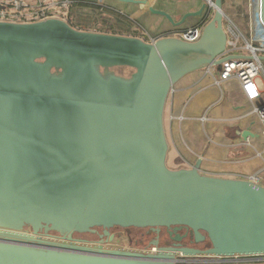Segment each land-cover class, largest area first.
I'll return each mask as SVG.
<instances>
[{"label": "water", "instance_id": "obj_1", "mask_svg": "<svg viewBox=\"0 0 264 264\" xmlns=\"http://www.w3.org/2000/svg\"><path fill=\"white\" fill-rule=\"evenodd\" d=\"M213 4L192 43L79 31L58 18L0 22V264L264 255L263 186L203 175L200 158L191 168L167 166L172 88L221 67L223 0ZM205 6L178 21L147 11L178 29ZM259 10L264 27V0ZM120 68L132 72L118 75ZM114 228L144 230L150 239L117 247Z\"/></svg>", "mask_w": 264, "mask_h": 264}, {"label": "crops", "instance_id": "obj_2", "mask_svg": "<svg viewBox=\"0 0 264 264\" xmlns=\"http://www.w3.org/2000/svg\"><path fill=\"white\" fill-rule=\"evenodd\" d=\"M70 13L76 11L86 17H94V4L105 3L130 16L131 24L119 28L121 35L132 36V25L138 26L152 37L162 33L191 27L198 20L191 19L184 26L171 28L167 21L147 11V2L154 10L170 14L176 21L187 12L196 11L203 0H74ZM83 11L86 13L84 14ZM101 15V14H100ZM72 17V16H71ZM84 19V18H83ZM76 22L77 17L73 16ZM91 20V19H90ZM88 18L86 23L90 22ZM109 29L115 30L111 27ZM138 36V37H140ZM137 38V37H136ZM149 42V40L144 39ZM165 107L166 138L169 143L167 166L169 169L191 168L200 158V173L226 179L249 180L258 176L264 187V142L259 120L250 113L238 83L229 80L218 88L204 71L194 72L182 78L173 87ZM171 115H182L181 122L169 120ZM248 132V139L241 137ZM259 154V155H258Z\"/></svg>", "mask_w": 264, "mask_h": 264}, {"label": "built area", "instance_id": "obj_3", "mask_svg": "<svg viewBox=\"0 0 264 264\" xmlns=\"http://www.w3.org/2000/svg\"><path fill=\"white\" fill-rule=\"evenodd\" d=\"M75 2L74 0H35V4H29L23 0H0V22L28 24L44 21L47 18H58L67 22L70 20L69 24L74 29L82 31L75 28V21L66 15ZM203 3L206 4L203 14L191 27L162 33L155 37L143 31L139 38L143 40L145 38L149 40V43L166 37H175L188 43L198 41L203 27L210 22L214 15L213 0H203ZM259 5L260 0H223V29L226 33L227 42L224 52L216 58L220 61L221 67L216 72H214L213 66L202 71L211 77L212 83L218 88H222L223 83L229 80L238 83L244 100L249 103L250 113L261 124L260 137L264 142V61L261 60L264 58V44L255 42L252 29L254 6L258 12L256 21L264 29L260 19ZM94 6V16L100 17L101 14L104 18L100 21L93 17V20L91 19L90 22L86 23L88 27L84 28L83 31L121 35L118 31L119 28L113 24V21L114 18L126 20L127 16L105 3H97ZM111 27L116 29H109ZM169 120L181 122L183 117L182 115H172ZM250 180L259 184L260 178L254 175L250 176ZM114 246L121 247V245ZM176 264H264V255L234 258L179 257Z\"/></svg>", "mask_w": 264, "mask_h": 264}, {"label": "rangeland", "instance_id": "obj_4", "mask_svg": "<svg viewBox=\"0 0 264 264\" xmlns=\"http://www.w3.org/2000/svg\"><path fill=\"white\" fill-rule=\"evenodd\" d=\"M24 2H28L29 4H35V0H23ZM72 8H70L69 10H68V13H66V15L68 16H70V18L73 20V16H76L77 17V21L74 23V26H75V28H77V29H80V30H84V28H86V27H88V26H86V22H85V19L86 18H88L89 20L90 19H92V18H90V15L89 14H91L90 12H88V14H86L84 11H83V13L84 14H86L85 16L86 17H83L82 15H80L77 11H76V13L74 14L73 13V11H72V13H70V10H71ZM253 25H252V29H253V38H254V40H255V42H258V43H262V44H264V29L260 26V24L256 21V16H257V10H256V6H254V8H253ZM223 11V10H222ZM72 16V17H71ZM127 16V15H126ZM95 17V16H94ZM129 17V18H128ZM84 18V19H83ZM95 18H97L98 20H100L101 21V19H103L104 17H102L101 15H100V17L97 15ZM126 20H123V19H121V18H119V20L116 18H114V21H113V24L117 27V28H120V27H123V28H126V25H129V24H131V20H132V18L130 17V16H127L126 18H125ZM131 19V20H130ZM197 20H198V18H196ZM134 20V19H133ZM74 21V20H73ZM118 21V22H117ZM134 22H135V20H134ZM136 23V22H135ZM113 24H110L111 26H113ZM130 26V25H129ZM184 26V25H183ZM132 29H134V31H136V32H134V33H137V32H143L138 26H136V25H132ZM216 71H218V70H216L215 68H214V72H216ZM115 72H116V74H118V75H124V76H128L132 71L130 70V69H128V68H120V69H115ZM167 116L168 115H165V113H164V122H165V134L167 135V133H166V123H167ZM172 116V115H171ZM144 230H139V231H134L133 229H128L126 232H128L126 235L127 236H124V237H122V238H115L114 239V241H113V243L114 244H117V245H121V247L122 248H124V247H127V248H133L134 247V245H133V242H134V239L137 237V236H139V235H141L142 234V232H143ZM111 232H113L114 234H116L117 235V233H119V230H117L116 228L115 229H113ZM145 232V231H144ZM135 235H137V236H135ZM83 239H86V240H90V241H94V239H95V237L94 236H92V235H85V236H83ZM140 239V238H139ZM142 240H140V242H141ZM146 241H148V240H144V241H142V242H146ZM139 242V243H140ZM141 242V243H142ZM139 245V244H138Z\"/></svg>", "mask_w": 264, "mask_h": 264}, {"label": "flooded vegetation", "instance_id": "obj_5", "mask_svg": "<svg viewBox=\"0 0 264 264\" xmlns=\"http://www.w3.org/2000/svg\"><path fill=\"white\" fill-rule=\"evenodd\" d=\"M115 229V228H114ZM117 230H119V233H117V235L116 234H114L113 232H111L112 233V235H113V241H114V239L115 238H122V237H124V236H127L126 234L128 233V232H126L127 230L126 229H124V230H122V229H118V228H116ZM134 231H139V230H136V229H133ZM135 236H137V235H135ZM145 232L143 231L142 232V234L141 235H139V236H137L135 239H134V242H133V245H134V247L133 248H138V244H139V242H140V240H142V241H144V238H145ZM95 237V236H94ZM140 238V239H139ZM150 239V236H147V239L146 240H149ZM98 239H97V237H95V239H94V241H97ZM113 241L110 243L111 245H117V244H114L113 243ZM141 241V242H142ZM93 242V241H92Z\"/></svg>", "mask_w": 264, "mask_h": 264}, {"label": "trees", "instance_id": "obj_6", "mask_svg": "<svg viewBox=\"0 0 264 264\" xmlns=\"http://www.w3.org/2000/svg\"><path fill=\"white\" fill-rule=\"evenodd\" d=\"M92 8H95V6L92 7ZM69 21H70V20H69ZM69 21H68V23H70ZM117 22H118V21H117ZM137 36H140V35H139V34L135 35V37H137ZM144 39H145V38H144Z\"/></svg>", "mask_w": 264, "mask_h": 264}, {"label": "bare ground", "instance_id": "obj_7", "mask_svg": "<svg viewBox=\"0 0 264 264\" xmlns=\"http://www.w3.org/2000/svg\"><path fill=\"white\" fill-rule=\"evenodd\" d=\"M147 7H149L148 4H147Z\"/></svg>", "mask_w": 264, "mask_h": 264}]
</instances>
